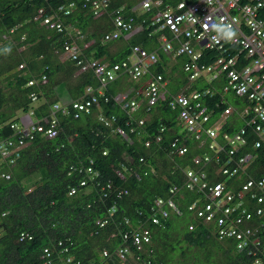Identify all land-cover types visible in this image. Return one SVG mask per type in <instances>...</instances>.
Instances as JSON below:
<instances>
[{"label":"trees","instance_id":"16d2710c","mask_svg":"<svg viewBox=\"0 0 264 264\" xmlns=\"http://www.w3.org/2000/svg\"><path fill=\"white\" fill-rule=\"evenodd\" d=\"M69 1L0 0V77L5 76L8 82L7 86L0 87V125L8 123L1 128L0 139L15 135L12 124L20 127L19 122H22L24 125L20 113L27 114L33 110L38 117L50 115L52 105L60 102L56 90L59 84H64L67 89L66 99L61 102L64 106L70 101L79 100L88 86L96 90L101 88L91 70L78 74L75 61L63 57L65 42L71 41L70 30H52L35 20L40 7ZM140 1L111 0L109 11L100 17H93L82 9L81 0H76L77 7L66 21L83 35L82 40L77 39L82 48V41H93L89 48H83L84 54L102 59L109 50V44L103 43L102 39L115 29L113 11L123 7L133 14L141 29L132 34L128 40L129 46L120 56L105 62L114 64L127 60L136 45L158 51L159 61L151 68L150 74H162L169 81L166 100L150 112L141 109L137 114V118L149 116L141 142L136 134L128 132L127 137H123L114 132V128L100 122L97 109L94 115L80 119H75L73 113L64 116L58 114L60 131L57 137L47 139L37 135L21 150L14 165L3 164L5 167L0 168V264H42L41 255L45 247L50 248L51 259L69 256L80 264H135V257L121 261L114 255L103 258L102 252L108 249L113 253L122 242V234L130 229L126 220L135 224L137 219H144L143 215L150 209L153 200L165 196L171 186H180L183 181L182 169L193 166V156L204 151L193 150L182 157L171 155L170 142L179 132L175 115L168 109V102L171 95L186 83L182 70L186 58L170 59L159 51V34L150 36L154 28L142 23L152 13L141 14L134 10ZM14 27H17L16 31L10 33ZM4 35L8 38H4ZM172 61L175 64L170 66ZM150 74L139 83L122 75L103 88L104 96H98V99L102 113L117 118L114 127L119 124L124 126L128 118L114 100L115 93L139 89ZM31 81L33 84H29ZM198 83H194L193 88L201 90L207 87L205 83ZM95 95H98L97 92ZM32 97L36 99L32 100ZM164 125L168 130L161 133V144L153 143L150 148L145 147V141L160 134L159 130ZM241 126L237 125L236 129ZM247 138L249 145L244 151L257 155L253 165L255 168L263 166L264 146L253 149L257 137L251 130ZM244 151L239 152L237 158ZM104 152H107L106 156H103ZM142 158L144 161L140 162ZM224 159L225 156L223 161L217 163L218 166L222 165ZM80 165L97 170L100 177L91 178L88 173L78 171L69 175L71 166L77 168ZM211 167L206 169L211 171ZM2 172L9 174L10 178L4 179ZM34 175L36 178L32 181ZM85 179L86 184L81 185ZM108 182L113 187L107 190L109 195L104 198L101 187ZM72 187H76L75 194H71ZM115 187L123 194L121 197L117 195L118 190H113ZM125 190L128 191L126 195L123 193ZM193 198L194 195H189L182 209ZM113 207L116 208L113 219L105 227L97 224V221L108 218L109 210ZM174 218L179 222L185 221L182 220L183 216ZM162 221L167 228L156 230L153 248L157 253L155 258L164 264H253L257 258L248 255L247 251H238L236 243L220 242L205 225L190 232L184 225L179 227L171 219ZM22 233L27 238L20 242ZM53 238L56 242L52 241ZM65 249L69 252L65 253ZM177 252H180L182 259L176 260L174 255L170 260L169 256ZM259 257L264 261V245Z\"/></svg>","mask_w":264,"mask_h":264},{"label":"built area","instance_id":"2783aa9c","mask_svg":"<svg viewBox=\"0 0 264 264\" xmlns=\"http://www.w3.org/2000/svg\"><path fill=\"white\" fill-rule=\"evenodd\" d=\"M81 2L82 9L93 17H100L109 11L111 0ZM76 7L75 0L40 7L35 20L52 30H70L71 41L65 42L63 57L75 61L78 74L91 70L101 88L96 90L88 86L79 100L70 101L67 106L55 103L50 115H42L37 121L33 120L35 113L31 110L23 127L12 124L15 135L0 139V168L5 167L3 164L14 165L21 150L37 135L47 139L57 137L60 131L58 114L64 116L73 113L75 119H80L94 115L97 109L100 122L114 128L113 131L123 137H127L128 132L136 134L141 142L148 120L137 118V114L141 109L150 112L166 100L169 81L162 74H150L151 68L159 61L158 51L136 45L132 48L133 59L130 57L114 64L87 57L83 48H89L93 41H82V48L77 39L82 40L83 35L66 21ZM134 10L141 14L152 13L142 23L154 28L150 36L159 34V51L170 59L186 58L182 66L186 83L171 95L168 102L169 111L177 117L179 132L170 142L171 155L180 157L191 150L204 151L193 156V166L182 169L183 181L180 186H171L164 197L153 200L150 209L143 215L144 219H137L138 223L135 224L126 220L130 229L121 233V244L113 253L104 249L102 256L110 258L114 255L121 261L135 257V264H153L156 257L153 231L146 224L165 228L162 220L189 215L193 217L187 224L190 231H195L200 225L213 227L220 239L233 238L240 251L257 257L264 245L261 234L264 231V165L255 168L253 165L257 155L246 153L244 149L249 145V130L257 137L253 149L264 146V0H141ZM113 12L115 29L103 37V43L128 37L141 29L137 18L125 8ZM16 28H12L10 33L15 32ZM4 38H8L7 35ZM147 74L151 76L139 89L115 93L114 100L128 118L124 126L119 124L114 127L117 118L102 113L98 96H104L103 88L119 76L125 75L139 82ZM43 79L46 80V77ZM194 83H205L207 87L198 90L193 88ZM96 92L98 95H95ZM35 99L32 97V100ZM210 110L216 116H212ZM216 117L224 120L235 117L244 124L236 129L233 120L229 124L219 123L213 121ZM6 124L0 125V130ZM167 130V126H161L160 134L146 140L145 146L149 148L153 143L161 144L162 134ZM241 151H244L243 155L237 158ZM106 154L104 152L103 156ZM224 156V162L218 166L217 163L223 161ZM143 161V158L140 159V162ZM210 167L212 170H207ZM75 171L86 172L91 178L100 177L97 170L83 165L77 168L71 166L69 175ZM118 174L122 176V173ZM241 175L243 179L239 178ZM1 176L10 178L6 172H2ZM235 179H240L238 184L231 181ZM86 182V179L82 180L81 185ZM112 187L111 182L101 187L104 198L108 197L107 190ZM113 190L117 191L118 188ZM75 193L76 187H72L71 194ZM123 193L126 195L128 191ZM187 194L194 195V198L182 209ZM117 195L121 197L123 194L118 190ZM115 212L116 208L113 207L109 210L108 218L97 221V224L105 227ZM26 238L27 235L22 233L19 241L23 242ZM52 241L56 242V239ZM60 244L63 242L60 241ZM68 252L65 249V253ZM51 256L50 248L45 247L41 255L42 264H80L69 256L65 259H51ZM254 264H264V261L256 258Z\"/></svg>","mask_w":264,"mask_h":264},{"label":"rangeland","instance_id":"374dc122","mask_svg":"<svg viewBox=\"0 0 264 264\" xmlns=\"http://www.w3.org/2000/svg\"><path fill=\"white\" fill-rule=\"evenodd\" d=\"M137 2H138V0H136ZM93 27V26H92ZM95 27V26H94ZM109 44V52L111 51V52H114L113 53V57H118V56H120L124 51H125V49L129 46V41H127V40H125V39H119V40H116V41H112V42H109L108 43ZM20 50V49H19ZM149 50V49H148ZM131 59H133V56H131ZM173 64H175V62H171L170 63V66L171 65H173ZM184 73V72H183ZM6 76H8V74H5ZM7 84H8V82H7V79H5V76H2V77H0V87H2V86H7ZM6 90V89H5ZM56 90H58V94H59V96H60V102H64L65 101V97L67 96V89H66V86L64 85V84H59L57 87H56ZM26 114H24V113H20L19 114V116L21 117V119L25 116ZM32 117H33V120L34 121H37L38 119H39V117L36 115V114H34V115H32ZM233 119V121L236 123V125H243L244 124V122L242 121V120H237L235 117H233L232 118ZM20 123V127H23V124H22V122H19ZM192 149H193V147H192ZM36 177H35V175H34V177H32L31 178V180L32 181H34V179H35ZM175 219H177V218H171V220H173L172 222L173 223H175L177 226H185V224H187L189 221H192L193 220V217H191V216H186L185 218H183L182 220H185V221H181V222H179L178 221V219L177 220H175ZM178 221V222H177ZM180 254V252H177L176 254H171L170 256H169V259L170 260H172L173 258H174V255H175V257H176V260H180V259H182L181 258V256L179 255ZM172 264H177V263H172Z\"/></svg>","mask_w":264,"mask_h":264},{"label":"clouds","instance_id":"9594fccd","mask_svg":"<svg viewBox=\"0 0 264 264\" xmlns=\"http://www.w3.org/2000/svg\"><path fill=\"white\" fill-rule=\"evenodd\" d=\"M17 29V28H16ZM129 36H132V34L131 35H129ZM123 38V37H122ZM124 38H126V37H124ZM158 41V40H157ZM159 45V44H158ZM159 49V48H158ZM9 49H6V51H8ZM148 50V49H147ZM149 51H156V50H149ZM131 57V56H130ZM129 57V58H130ZM99 60H101L102 62H105V61H103L102 59H99ZM106 63H108V62H106ZM148 80V79H147ZM140 82V81H139ZM139 82H137V83H139ZM145 82H146V80H145ZM145 84V83H144ZM144 84H142V85H144ZM141 85V86H142ZM140 86V87H141ZM58 103H61V102H58ZM62 104V103H61ZM31 111V110H30ZM141 111V110H140ZM210 112H213L212 110H210ZM29 114L30 113H27L22 119H26L27 118V116H29ZM173 114V113H172ZM175 115V114H174ZM212 116H216V113L215 112H213L212 114H211ZM144 118H147V120L149 121V116L148 117H144ZM175 119H176V121H177V117H176V115H175ZM233 119H226V120H224V119H220V118H213V121H219V123H223V122H227V124H229L230 123V121H232ZM177 124V123H176ZM171 129L173 128V127H170ZM176 128H177V125H176ZM190 143H191V141H190ZM155 144H157V143H155ZM145 145V144H144ZM152 146V145H151ZM146 147V146H145ZM150 148V147H149ZM191 151H193V150H191ZM180 157H182V156H180ZM239 178H241V179H243L242 178V175H241V177H239ZM239 180L240 179H235V180H231L232 182H234L235 184H238V182H239ZM160 197H164V196H160ZM184 217V216H183ZM185 218V217H184ZM189 223V222H188ZM187 223V224H188ZM146 227H148V228H150L152 231H153V237H154V234H156V230L157 229H161V230H163V229H166L167 227H165V228H162V227H158V226H154V225H151V223H148V224H146ZM185 227L188 229V226L187 225H185ZM209 228V227H208ZM209 230L212 232V234L220 241V242H231V243H236V241H235V239H233V238H225V239H220L218 236H217V233H216V230L213 228V227H210L209 228ZM188 231H190L189 229H188ZM190 232H193V231H190ZM262 235H264V231H263V233H261ZM154 239V238H153ZM236 246H237V243H236ZM155 249V248H154ZM238 249V248H237ZM108 250V249H107ZM155 251H156V249H155ZM238 251H240L239 249H238ZM240 252H242V251H240ZM111 253V252H110ZM157 254V253H156ZM253 257H255V256H253ZM257 258H261V257H259V255L257 256ZM262 259V258H261ZM254 261H255V259H254ZM159 262H162V261H158V259H156L155 258V260H154V262H153V264L154 263H156V264H158ZM163 264H164V262H163ZM254 264V263H253Z\"/></svg>","mask_w":264,"mask_h":264},{"label":"crops","instance_id":"0c3cea01","mask_svg":"<svg viewBox=\"0 0 264 264\" xmlns=\"http://www.w3.org/2000/svg\"><path fill=\"white\" fill-rule=\"evenodd\" d=\"M130 38H131V36H128V37H126V38H124V39L128 41ZM113 53H114V52H111V51L109 52V51H108V52L103 56L102 60H103V61H105V60H108V61H109V60L113 57Z\"/></svg>","mask_w":264,"mask_h":264},{"label":"bare ground","instance_id":"6f19581e","mask_svg":"<svg viewBox=\"0 0 264 264\" xmlns=\"http://www.w3.org/2000/svg\"><path fill=\"white\" fill-rule=\"evenodd\" d=\"M76 1V0H75ZM70 2V1H69ZM208 117H209V119L211 118V116L210 115H207Z\"/></svg>","mask_w":264,"mask_h":264}]
</instances>
